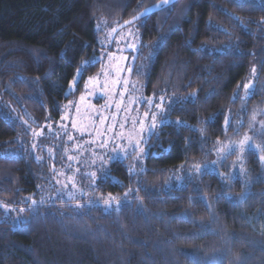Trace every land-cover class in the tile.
Wrapping results in <instances>:
<instances>
[{"label":"trees","instance_id":"obj_1","mask_svg":"<svg viewBox=\"0 0 264 264\" xmlns=\"http://www.w3.org/2000/svg\"><path fill=\"white\" fill-rule=\"evenodd\" d=\"M156 1L0 0V202L29 205L60 155L30 148V131L60 118L114 28ZM129 26L130 86L162 97L165 120L94 183L73 176L91 196L16 225L0 207V264H264V5L178 0Z\"/></svg>","mask_w":264,"mask_h":264},{"label":"rangeland","instance_id":"obj_2","mask_svg":"<svg viewBox=\"0 0 264 264\" xmlns=\"http://www.w3.org/2000/svg\"><path fill=\"white\" fill-rule=\"evenodd\" d=\"M256 1L264 5V0ZM137 45L135 26L121 30L111 48L100 50V69L87 78L77 97L64 103L60 118L32 128L30 148L39 145L56 158L51 147L45 145L50 142L60 155L36 189L26 195L28 206L0 202L13 225L27 219L28 210L32 213L36 204L90 194L76 186L74 175L82 173L94 183L110 161L141 150L152 130L165 120L162 97L134 93L130 86V64Z\"/></svg>","mask_w":264,"mask_h":264},{"label":"water","instance_id":"obj_3","mask_svg":"<svg viewBox=\"0 0 264 264\" xmlns=\"http://www.w3.org/2000/svg\"><path fill=\"white\" fill-rule=\"evenodd\" d=\"M178 0H169L168 4H164L163 0H158L155 3L143 8L142 10H140L138 13H136L135 15L129 17L128 19L123 20L122 22H120L112 31V34L110 36V42L113 41L116 33L121 30L122 28H125L135 22H137L138 20H140L141 18H143L146 15H149L153 12L158 11L159 9H161L162 7H167L170 6L171 4L175 3ZM141 14H144L143 16Z\"/></svg>","mask_w":264,"mask_h":264},{"label":"snow or ice","instance_id":"obj_4","mask_svg":"<svg viewBox=\"0 0 264 264\" xmlns=\"http://www.w3.org/2000/svg\"><path fill=\"white\" fill-rule=\"evenodd\" d=\"M168 2H169V0H163V3H164L165 5L168 4ZM141 15L143 16L144 14H141ZM243 87H244L246 90H249V93H247V94H250V85H248V84H244ZM33 203H35V202H33ZM105 203L107 204L108 202L106 201Z\"/></svg>","mask_w":264,"mask_h":264}]
</instances>
